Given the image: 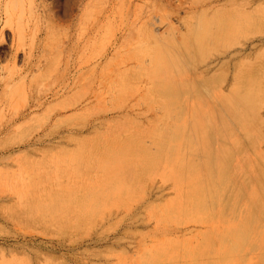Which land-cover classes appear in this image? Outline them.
Returning <instances> with one entry per match:
<instances>
[{
  "label": "rangeland",
  "instance_id": "1",
  "mask_svg": "<svg viewBox=\"0 0 264 264\" xmlns=\"http://www.w3.org/2000/svg\"><path fill=\"white\" fill-rule=\"evenodd\" d=\"M143 1L0 0V261L264 264V160L234 175L235 156L218 202L188 213L177 179L111 158L165 155L187 98L232 124L220 93L250 84L246 146L264 154V0ZM21 179V197L2 189Z\"/></svg>",
  "mask_w": 264,
  "mask_h": 264
},
{
  "label": "bare ground",
  "instance_id": "2",
  "mask_svg": "<svg viewBox=\"0 0 264 264\" xmlns=\"http://www.w3.org/2000/svg\"><path fill=\"white\" fill-rule=\"evenodd\" d=\"M183 83L180 82L178 84ZM193 89H190V92ZM212 94H215L214 90H211L207 96H212ZM220 96L219 103L227 107L226 110L232 112V124L224 119H221L224 120L222 122H217L219 119H216L209 112V109L213 106L206 102V98L186 97V100H182V112L174 118L171 115L173 124L170 132L165 136V141L167 140L164 145L165 155L161 151L154 156L139 154L133 149L144 148L134 142L132 147L125 143L124 151L117 152L111 158L119 160L120 163L146 160L147 163L153 165L152 173L156 172L163 177L172 176L177 179L178 182H175V189L183 198L180 205V210L182 211L189 213L191 206V210L197 207H208L210 204L212 206L217 199H220L217 198V194L219 189L224 187V184L221 183L222 177L229 175L228 166L232 163L235 156L241 158V163H236V166L232 167V174L263 175V170L260 168L259 163L264 160V154L254 150L249 153V149L247 150L246 146L252 136V131H258L261 123V120L252 118L249 115L257 106L260 98L258 86L250 84L245 89H241L233 85L232 90L228 93H220ZM168 111L171 112L172 109L169 108ZM225 133L229 134V139L226 138ZM196 153L199 155V161L193 158ZM163 163L165 164L164 169L162 168ZM110 169L117 175L121 174L120 169L111 167ZM57 170L58 168H55V171ZM74 171L77 174L78 169L76 168ZM53 175H55V172ZM182 175L186 176V180ZM31 186L30 182L21 179L18 182L16 180L5 182V187L2 189L21 197L22 192L25 193L26 190H30ZM254 190L253 188L250 193V201L256 195ZM197 218H202L201 220L207 222L210 219L216 221L217 212H210V214L201 213ZM235 225L238 227L236 222ZM228 259V257H225L223 263L229 264L230 261H227ZM7 263L6 258L2 257L0 264Z\"/></svg>",
  "mask_w": 264,
  "mask_h": 264
}]
</instances>
